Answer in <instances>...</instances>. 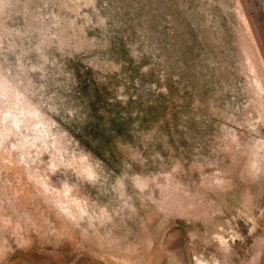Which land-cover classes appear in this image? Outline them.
Instances as JSON below:
<instances>
[{
    "label": "rangeland",
    "instance_id": "rangeland-1",
    "mask_svg": "<svg viewBox=\"0 0 264 264\" xmlns=\"http://www.w3.org/2000/svg\"><path fill=\"white\" fill-rule=\"evenodd\" d=\"M0 264H264V0H0Z\"/></svg>",
    "mask_w": 264,
    "mask_h": 264
}]
</instances>
